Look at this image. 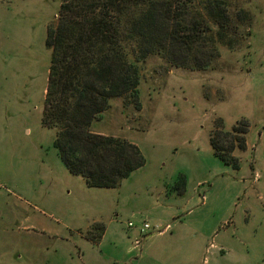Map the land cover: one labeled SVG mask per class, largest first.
<instances>
[{
	"label": "rangeland",
	"instance_id": "rangeland-1",
	"mask_svg": "<svg viewBox=\"0 0 264 264\" xmlns=\"http://www.w3.org/2000/svg\"><path fill=\"white\" fill-rule=\"evenodd\" d=\"M60 2L0 0V264H264V0H238L249 18L204 69L155 54L136 61L138 98L112 99L95 122L140 145L144 169L121 188L70 173L41 121L45 40ZM244 120L246 148L232 152L239 168L211 163L202 152L210 132ZM191 143L201 149L187 153ZM160 167L168 194L134 188ZM165 211L175 218L160 224Z\"/></svg>",
	"mask_w": 264,
	"mask_h": 264
},
{
	"label": "trees",
	"instance_id": "trees-1",
	"mask_svg": "<svg viewBox=\"0 0 264 264\" xmlns=\"http://www.w3.org/2000/svg\"><path fill=\"white\" fill-rule=\"evenodd\" d=\"M237 2L61 0L45 40L51 52L41 121L55 129L54 146L70 173L88 187L115 188L145 164L135 143L94 132L92 123L112 99L138 98L136 61L155 54L178 67L206 68L218 56L217 42L231 44L228 29L249 18ZM247 128L244 120L209 134L214 155L234 169L232 152L246 148ZM178 178L182 192L185 178Z\"/></svg>",
	"mask_w": 264,
	"mask_h": 264
},
{
	"label": "crops",
	"instance_id": "crops-1",
	"mask_svg": "<svg viewBox=\"0 0 264 264\" xmlns=\"http://www.w3.org/2000/svg\"><path fill=\"white\" fill-rule=\"evenodd\" d=\"M95 122L96 121H94L93 123H92V126H91V129L94 131V132H98V133H103V134H108L107 132H105L104 130H101V129H97L96 128V125H95ZM112 135H115V134H112ZM116 136V135H115ZM126 138V137H125ZM127 139V138H126ZM130 142H133V141H131V140H129ZM133 143H135V142H133ZM138 147H139V149L141 150V148H140V145H138V144H136ZM191 145V147H188L189 148V150H191V151H187V153H192V152H194L195 151V149H198V148H200L201 149V147H199L197 144H194V146H193V143H191L190 144ZM197 145V146H196ZM247 145H248V143H247ZM187 149V148H186ZM202 152H203V154L206 156V157H209V159H210V162L211 163H215L216 162V158L214 157L215 155H214V152L212 151V148H211V146H210V143L209 142H207L206 144H203V146H202ZM200 151V150H199ZM194 167V169H196V170H198V169H200L201 167L200 166H197V164H195V166H193ZM141 168V167H140ZM137 169L136 171H134V173H136V172H139L140 170H143L144 169V165L142 166V168L141 169ZM205 168V167H204ZM201 169H203V168H201ZM163 169L160 167L159 168V171L157 172V173H155V174H151V175H149L148 176V178H146L145 177V181H143L142 182V184H141V186H138V187H134V188H136V189H143L144 191H145V193L146 194H150V193H152L153 191L155 192V193H157L158 194V196L159 195H166V194H168L167 193V191H168V188H169V186H170V184H171V181H165L164 180V176H163V171H162ZM180 171H183L182 169H174L172 172H177V173H179ZM133 174V173H132ZM183 174V173H182ZM170 179H173V177H174V174L172 173L170 176ZM147 179V180H146ZM124 180V181H123ZM122 181H121V183H120V185H118L117 187H115V188H121L122 187V185H123V182H127V180L128 179H123ZM200 183V182H199ZM194 189V188H193ZM204 197H205V195H203ZM145 198H146V196H144ZM205 199V198H204ZM202 201V200H201ZM203 202L204 201H202V205H203ZM166 208H168L167 206H166ZM135 213H132V215H134ZM141 215V214H140ZM167 215V213H166V211L165 212H161V215L160 216H158V220H160L161 222H160V224L163 222V221H165V218H162V217H164V216H166ZM169 215V216H168ZM167 216L169 217V218H175V216H173L174 214H168ZM143 220H148L147 218H146V215H144L143 216V218H142ZM142 220V221H143ZM159 223H157V225H158ZM156 225V224H155ZM168 228H169V224H167V225H165V228L163 229V230H161L160 232H157V233H155L154 234V236H162V235H165L168 231ZM170 229V228H169ZM153 235H151L150 237L148 236V237H146L145 239H147V240H149L151 237H152ZM146 240V241H147Z\"/></svg>",
	"mask_w": 264,
	"mask_h": 264
},
{
	"label": "built area",
	"instance_id": "built-area-1",
	"mask_svg": "<svg viewBox=\"0 0 264 264\" xmlns=\"http://www.w3.org/2000/svg\"><path fill=\"white\" fill-rule=\"evenodd\" d=\"M127 225H128V227H133V226H134V224H133L132 221H128ZM149 227H150V226H149L148 223L143 222V223L141 224L140 228H139V231L142 232V233H144V232H146V230H147ZM141 241H142V238H137V237H135L134 240H133V245H134L135 247H138V246L141 244Z\"/></svg>",
	"mask_w": 264,
	"mask_h": 264
}]
</instances>
